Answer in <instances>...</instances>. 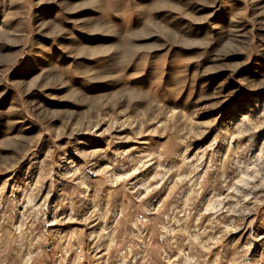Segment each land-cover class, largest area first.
Instances as JSON below:
<instances>
[{"label": "rangeland", "instance_id": "obj_1", "mask_svg": "<svg viewBox=\"0 0 264 264\" xmlns=\"http://www.w3.org/2000/svg\"><path fill=\"white\" fill-rule=\"evenodd\" d=\"M0 264H264V0H0Z\"/></svg>", "mask_w": 264, "mask_h": 264}]
</instances>
